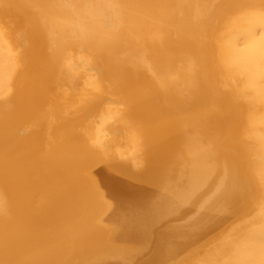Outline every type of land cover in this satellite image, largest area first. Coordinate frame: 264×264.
I'll return each instance as SVG.
<instances>
[{
  "label": "bare ground",
  "instance_id": "1",
  "mask_svg": "<svg viewBox=\"0 0 264 264\" xmlns=\"http://www.w3.org/2000/svg\"><path fill=\"white\" fill-rule=\"evenodd\" d=\"M0 264H264V0H0Z\"/></svg>",
  "mask_w": 264,
  "mask_h": 264
},
{
  "label": "rangeland",
  "instance_id": "2",
  "mask_svg": "<svg viewBox=\"0 0 264 264\" xmlns=\"http://www.w3.org/2000/svg\"><path fill=\"white\" fill-rule=\"evenodd\" d=\"M16 20H17V21H16ZM14 21H15V22H13V23H15L14 25H16V26H14V25H13V26L16 27V28H14L13 26H12V27H13L14 29H18V30H19L18 32L20 33L19 35H21V34H22L21 32L24 31L22 28H25V27L23 26L22 28H20V29H21V30H20L19 27H21V25H19V23L17 24V22H19V20L16 18ZM18 25H19V27H18ZM12 27L9 28V29H12ZM17 27H18V28H17ZM9 29H8V30H9ZM22 30H23V31H22ZM9 31L11 32V30H9ZM15 31L17 32V30H14V35L16 34ZM12 33H13V30H12ZM14 35H13V36H14ZM17 36H18V34H17ZM20 50H21V49H20ZM51 93H52V91H51ZM154 100H155V101H154ZM157 100H158V99H155V98L153 99V103H154L155 107L157 108V107L160 105V106L158 107V109H160V110L163 109V108H164V105H163L161 102H158L159 100H158V101H157ZM156 101H157V102H156ZM157 103H161V104L158 105ZM161 105H163V106H161ZM162 107H163V108H162ZM81 110H82V109H81ZM77 111H78V110H77ZM82 111H83V110H82ZM79 112H81V111H79ZM73 113L75 114V115L72 116V117H73V120H74V116L76 117V114H78V113H76V111L73 112ZM73 113H71V114H73ZM62 114H65V113H60V117L63 116L62 118H60V121H61V120L63 121V118H64V115H62ZM66 114H67V113H66ZM66 114H65V115H66ZM83 114H84V111H83V113L81 112V114L79 113V115H77L78 117H76L77 119H76V118H75V119L80 121V119H81V118H80L81 115L84 117ZM68 115H70V113H68ZM70 116H71V115H70ZM66 117H67V118H64V119H69V116H66ZM83 117H82V118H83ZM70 119H72V118H70ZM73 120H72L71 122L68 121V120H64L63 122L68 121L67 123H66V122H65V123L69 125L70 123L73 122ZM23 121H24V120H23ZM23 121H22V122H23ZM79 121H78V122H75V123L73 122V123H74V126L70 124L71 129H73V130L76 131V132H79V131H77V130H78L79 128L82 127L81 125H83V128H84V129L86 128L85 126L87 125V121L85 122L84 118L81 119V122L84 123V124L80 123ZM83 121H84V122H83ZM22 122H21V124H22V125H23V124L25 125L26 121H25V123H22ZM69 122H70V123H69ZM61 123H62V122H61ZM73 123H72V124H73ZM28 124H30V123L27 122L26 125L28 126ZM75 124H76V125H77V124H78V125L81 124V125H79V126H78V125L75 126ZM22 125H21V126H22ZM24 125H23V126H24ZM40 125H41V124H40ZM40 125H39V128H41ZM63 125L66 126L65 124H63ZM27 126H26V127H27ZM31 126H33V125L31 124ZM34 126H35V125H34ZM37 126H38V125H37ZM41 126H42L41 130H40L38 127H31V128H32V129L34 128V130H35V128H36V129H37V132H39L38 130H40L41 133H42L41 135H44L45 132L42 131V130H44L45 128L43 127V125H41ZM72 126H73L74 128L77 127V129L72 128ZM80 126H81V127H80ZM26 127H25V129L23 130V132H22V134H24V135H22V136H26V134H30V133H32V134H33V138H32V139L34 140V137L37 136V135H35V132L33 133V130H32L30 127H29L30 129H29V128H28V129H29L31 132H30L29 130H27V131H29L30 133H28V132L26 131V132H25L26 134H25L24 131L26 130ZM66 127H67V126H66ZM87 127H88V126H87ZM23 128H24V127H22V129H23ZM43 128H44V129H43ZM84 129L81 128V130H84ZM79 130H80V129H79ZM35 131H36V130H35ZM37 132H36V134H37ZM43 133H44V134H43ZM38 134H40V133H38ZM34 135H35V136H34ZM27 136H29V138H31L30 135H27ZM38 136H40V135H38ZM27 138H28V137H27ZM59 142H60V141H58L57 145L59 144ZM60 143H61V142H60ZM24 146H26V145H24ZM24 146H23V148H24ZM23 148H22V149H23ZM25 149H26V147L24 148V150H25ZM19 150H21V148L18 149V151H16V152L18 153ZM24 150H23V151H24ZM28 150H30V151H29L30 154H29ZM31 150H32V149H29V147H28V148L26 149V151H24V154H23V153L21 154L20 152H22V151H20L18 154H17L16 152H14V153L11 154L12 156L10 155V157L13 158V159H15V156H16V155L18 156L19 159H20V158L22 159V161H21V159H20V161H21V166L18 165V166H20V168H17V170L20 169V171H19V170L16 171V168H15V169L13 168V170H15L14 173H16V175L18 174V172H19V174H20L21 170H22V172H23V171H26V172H27V169H28V171H30V170H31L30 168L34 166V164H33V165H30V164H29V167H28V164H27V162H26V160H25L26 158L28 159L27 161H29V159H30V161H32V162H28V163H33V162H35V163L37 164V165H35L36 167H37L38 165H40V166L37 167V168H36L35 166L33 167V170L31 171V172L33 173V175H34L35 173H38V172H36L35 170H37L38 168L41 169V167H42L41 165H43L42 169L44 168V165H46V167H45V170H46V169H49V167H50L52 164H54V162L51 160L53 157H51V156H47L46 154H45L46 156H45L44 154H41V156H40V155H39L40 152L38 153L36 150H32V151H31ZM91 151H96V153L99 152L98 149H96V148H91ZM91 151H90V152H91ZM97 151H98V152H97ZM31 152H32V153H31ZM36 152H37V153H36ZM69 152H71V151H69ZM92 153H94V152H92ZM96 153H95V154H96ZM14 154H15V156H14ZM25 154H26V156H25ZM31 154H32V155H31ZM33 154H35V155H33ZM65 154H66V153H65ZM67 154H68V152H67ZM67 154H66V155H62L63 159L65 158L64 156H67ZM71 154H72V152H71L68 156L70 157ZM29 155H30L31 157H30ZM13 156H14V157H13ZM17 156H16V158H17ZM32 156H33V157H32ZM34 156H35V157H34ZM43 156H45V157H43ZM68 156L66 157V159H67V161H68V162L66 161L67 164L70 163V161H69L70 159L68 160ZM10 157H8V158H10ZM36 157H37V158H36ZM46 157H47V160H45ZM50 157H51V159H50ZM62 157H61V158H62ZM18 158L15 159V160H19ZM33 158H34V159H33ZM39 158H44V159H39ZM54 158H58L59 160H58V159H54ZM54 158H53V160H54L55 162H57V161L60 162V160H61V158H59V156L54 157ZM23 159H24V162H23ZM49 159H50L51 161H50ZM63 159L61 160L62 162H63ZM66 159H64V162H65ZM35 160H36V161H35ZM56 160H57V161H56ZM42 161H43V163H41ZM22 162H23V163H22ZM48 162H50V163L53 162V163H51V165L48 167V166H47V165L49 164ZM62 162H60V164H61ZM14 163H15V164H16V163H19V161H18V162L15 161ZM25 163H26V164H25ZM24 164L28 167L26 170L24 169ZM56 164H59V163H56ZM63 164H65V163H63ZM16 166H17V164L14 165V167H16ZM18 166H17V167H18ZM22 166H23V169H21ZM34 168H35V170H34ZM39 169H38V171L40 172ZM50 170H51V169H49L48 171L46 170L47 172H46V171H45V172L43 171L42 173L40 172L41 174L44 173V174L42 175V177H40V175H41L40 173H38L37 175L35 174L34 177L36 176L37 179H34L33 176H31V175H27V174H30L31 172H29V173L27 172V174H25L26 172H24L25 177H23V175H24L23 173L20 174V175L24 178L25 182H26V179H27L28 177L31 178V180L29 179L30 181H29V180L27 181V183H29V185H32L33 183H35V182L31 183L32 180H34V181H35V180H38V182H39V180H41L39 183L44 182V181H45V184L48 183V185H47V188H48V186H49L48 190H47V188L45 187V185H44V186L41 185V184H44V183H41V184H40L41 187L38 186V188L35 189L36 194H37V192H40V191H41L40 193H42V195H41L40 193H39V194L43 197V200H45L44 197L48 198L49 193H50V188H51L56 182H58V181H56V180H54V181L52 180L53 178H52L51 175H50L52 172H50ZM134 173H135V172H134ZM136 173H137V172H136ZM22 174H23V175H22ZM39 174H40V175H39ZM137 174H138V173H137ZM20 175H19V176H20ZM38 175H39V178H40V179H38ZM47 175H48V178H49V179H46V178H47V177H46ZM49 175H50V177H49ZM30 176H31V177H30ZM44 177H45L46 180H44ZM32 178H33V179H32ZM50 178H52L51 180H52L53 182H55V181H56V182H55V183L51 182V181H50ZM36 182H37V181H36ZM30 183H31V184H30ZM39 183H38V184H39ZM52 183H53V185H51ZM36 184H37V183H36ZM36 184H33L31 187H28V188L37 187L38 184H37V185H36ZM27 185H28V184H27ZM42 186H43V187H42ZM39 187L41 188L40 191L37 190V189H39ZM42 188H44V190L46 189L45 191H47V194H48L47 196H46V195H43L44 193L42 192V191H43ZM30 190H31V189H30ZM45 191H44V192H45ZM31 193H33L31 197H33V199L35 198V199H34L35 201L33 200V203L36 202L37 200H40L41 202L43 201V200L41 199V197H40V199H39V194H38V196H35L36 194L34 193V188L32 189V191H31L29 194H31ZM33 195H34L35 197H34ZM31 197H30V198H31ZM36 197H38V198H36ZM30 198H29V200H31ZM31 201H32V200H31ZM38 202H39V201H38ZM41 202H39V203H34L35 205L32 203L31 206H33V205L36 206V204L40 205ZM42 203H43V202H42ZM38 205H37V206H38ZM34 208H35V207H34ZM31 210H32V209H31ZM26 211H27V214H28V211H30V210L28 209V210H25L24 212H26ZM24 212H22L23 214H21V212H20L21 216H19V215L16 216L17 219H20L22 216H25L26 213H25V215H24ZM26 216H27V215H26ZM26 216H25V217H26ZM18 217H20V218H18ZM22 218H23V217H22ZM14 219H16V218H14ZM17 219H16V220H17ZM14 221H15V220H14Z\"/></svg>",
  "mask_w": 264,
  "mask_h": 264
}]
</instances>
